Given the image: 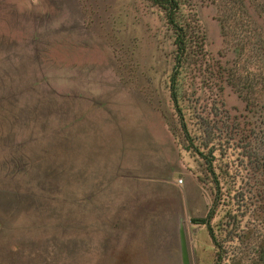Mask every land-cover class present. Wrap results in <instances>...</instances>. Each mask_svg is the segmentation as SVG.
I'll return each mask as SVG.
<instances>
[{
    "label": "rangeland",
    "instance_id": "1",
    "mask_svg": "<svg viewBox=\"0 0 264 264\" xmlns=\"http://www.w3.org/2000/svg\"><path fill=\"white\" fill-rule=\"evenodd\" d=\"M180 2L198 41L183 120L174 33L150 0H0V180L30 148L48 160L32 171L56 175L21 186L49 200L28 233L41 245L17 229L0 264H179L180 208L192 264H264V0ZM212 209L215 240L193 222Z\"/></svg>",
    "mask_w": 264,
    "mask_h": 264
},
{
    "label": "trees",
    "instance_id": "2",
    "mask_svg": "<svg viewBox=\"0 0 264 264\" xmlns=\"http://www.w3.org/2000/svg\"><path fill=\"white\" fill-rule=\"evenodd\" d=\"M150 2H152L155 6H158L164 12L167 23L171 27L174 33V44L176 47V53L174 59V63H175L174 71L172 76L170 77V83H171L170 91H171V99L174 108L179 114L181 120H183L184 116H183L181 95L179 90L180 78H181V73L185 69V65L187 64V62L189 61L191 62V58L194 56L193 48H195L196 46L198 47V43H197L198 41H195L194 38L192 37L190 33L191 32L190 25L184 22L183 17H181L183 8L180 0H150ZM16 110H18V108ZM182 125L187 139L186 150L189 152L194 151L199 156L207 160L208 161L207 166L209 170L214 172L212 160H209L204 155V153L201 151V147L196 146L194 139L190 135L188 128L184 124ZM19 129H20L19 133L22 132L21 127H19ZM1 148L3 149V152H8L9 149L12 147H1ZM30 150L31 148L24 154H21L20 157L21 159H16L14 163L13 162L10 163L8 158H4V160L3 158L1 159L3 163L6 162L7 165H9L7 166V168L8 167L11 168L10 165L12 164L15 165L14 168H12L11 172L7 171L6 169L7 172L6 174H4L5 177L1 178L0 180V226H1L0 258H3L5 260L9 258L8 256H6L7 255L6 246L7 244L13 242L14 240V237L12 236L13 231L16 232L17 229H19L18 230L19 234L18 235L15 234L16 235L15 238L21 240L20 242L22 244H27L28 245L27 247H29L30 250L31 249L34 250V248H37L39 245H41L40 242L33 240L31 237H29L28 233L31 229H37V230L41 229V227L38 226L37 222L43 220L42 218H44V211L40 212L39 210L42 209L41 207H43V209L45 208L46 210L48 204L47 202L49 200L48 198L46 199L40 198L36 195V193L22 189L21 186L24 185H28L30 187L33 185L45 186L47 192H49L48 190L52 189L51 186L56 185V182L50 181L52 178H54V176H56V175H52L53 173L52 171L48 172V174H50L49 178L44 173L41 174L32 171L33 166H36V164L42 166L48 160L47 159L43 160L44 157L42 155L41 156L39 155L41 151L39 152L38 148H36V150L32 149L34 151H37V153H33L32 156H30ZM0 168H2L1 169L2 171L4 170L3 165H0ZM27 171L30 173H27ZM15 172L19 173L18 175L19 178H26L28 182L13 183V181H10L8 179L10 173H13L14 176ZM35 178L38 179V182L36 184L31 181ZM216 182L218 183V180H216ZM213 212L214 211L212 209L206 220H193V222L195 224L200 223V224L208 225V223L210 222L213 216ZM46 218L51 219V214L48 213ZM208 228L212 239L215 240L213 231L209 225Z\"/></svg>",
    "mask_w": 264,
    "mask_h": 264
},
{
    "label": "water",
    "instance_id": "3",
    "mask_svg": "<svg viewBox=\"0 0 264 264\" xmlns=\"http://www.w3.org/2000/svg\"><path fill=\"white\" fill-rule=\"evenodd\" d=\"M176 228L179 246L178 255L180 258L179 264H192L186 229V220L181 208L176 212Z\"/></svg>",
    "mask_w": 264,
    "mask_h": 264
},
{
    "label": "crops",
    "instance_id": "4",
    "mask_svg": "<svg viewBox=\"0 0 264 264\" xmlns=\"http://www.w3.org/2000/svg\"><path fill=\"white\" fill-rule=\"evenodd\" d=\"M87 112L86 111H84V113H83V115H85ZM74 114V113H73ZM81 114H79V112L78 113H75V116H74V121L72 120V132H73V129H74V126H75V124H76V120H79V119H76L77 118V116H80ZM73 116V115H72ZM89 118V113L87 114V117H85V119H86V121H87V119ZM81 121H83L82 119H81ZM90 124H91V122L90 121H88ZM84 122H81V124H83ZM91 126V125H90ZM89 126V124H88V127H90ZM85 131H86V129H85ZM88 131L89 132H84L85 134H84V136L85 137H89V133H90V130H89V128H88ZM74 135V134H73ZM85 140H87V138H85ZM88 141V140H87ZM87 145V144H86ZM86 145H84V147L86 146Z\"/></svg>",
    "mask_w": 264,
    "mask_h": 264
}]
</instances>
